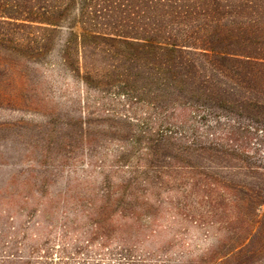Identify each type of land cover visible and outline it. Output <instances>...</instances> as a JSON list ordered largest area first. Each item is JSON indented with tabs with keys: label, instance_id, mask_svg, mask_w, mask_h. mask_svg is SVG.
I'll use <instances>...</instances> for the list:
<instances>
[{
	"label": "trees",
	"instance_id": "trees-1",
	"mask_svg": "<svg viewBox=\"0 0 264 264\" xmlns=\"http://www.w3.org/2000/svg\"><path fill=\"white\" fill-rule=\"evenodd\" d=\"M73 9L84 32L60 44L61 67L144 107L109 169L124 177L101 173L94 217L112 227L115 208L137 216L129 207L168 193L175 211L224 233L217 249L180 264L258 263L264 166L251 142L264 132V0H0V44L42 57L50 46L34 24L56 26Z\"/></svg>",
	"mask_w": 264,
	"mask_h": 264
},
{
	"label": "rangeland",
	"instance_id": "rangeland-1",
	"mask_svg": "<svg viewBox=\"0 0 264 264\" xmlns=\"http://www.w3.org/2000/svg\"><path fill=\"white\" fill-rule=\"evenodd\" d=\"M78 18L73 9L56 26L34 24L50 46L42 57L0 44V264H180L217 249L224 233L175 211L168 193L129 207L137 216L115 208L112 227L94 217L101 173L113 183L124 177L126 169H109L138 129L128 118L141 119L144 107L61 67L60 44L84 32ZM251 148L264 166V132Z\"/></svg>",
	"mask_w": 264,
	"mask_h": 264
}]
</instances>
